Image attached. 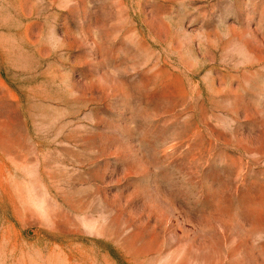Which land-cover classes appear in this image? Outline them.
Here are the masks:
<instances>
[{"label": "rangeland", "instance_id": "rangeland-1", "mask_svg": "<svg viewBox=\"0 0 264 264\" xmlns=\"http://www.w3.org/2000/svg\"><path fill=\"white\" fill-rule=\"evenodd\" d=\"M0 264H264V0H0Z\"/></svg>", "mask_w": 264, "mask_h": 264}]
</instances>
